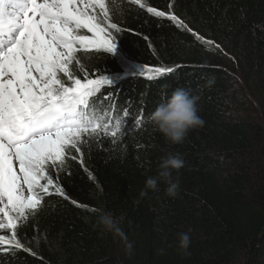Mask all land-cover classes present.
I'll list each match as a JSON object with an SVG mask.
<instances>
[{
    "label": "trees",
    "instance_id": "1",
    "mask_svg": "<svg viewBox=\"0 0 264 264\" xmlns=\"http://www.w3.org/2000/svg\"><path fill=\"white\" fill-rule=\"evenodd\" d=\"M105 3L107 23L120 29L111 30L116 55L78 49L70 71L82 81L117 78L94 99L108 131L117 119L121 130L85 136L80 151L52 170L51 194L18 222L27 250L0 246V264H264V0ZM144 65L173 72L153 80L131 75ZM177 88L200 97L204 120L181 144L149 120ZM175 154L185 162L173 172L177 195L160 182L142 196L161 158ZM101 212L123 217L121 233L98 225ZM182 232L190 255L177 247Z\"/></svg>",
    "mask_w": 264,
    "mask_h": 264
},
{
    "label": "snow or ice",
    "instance_id": "2",
    "mask_svg": "<svg viewBox=\"0 0 264 264\" xmlns=\"http://www.w3.org/2000/svg\"><path fill=\"white\" fill-rule=\"evenodd\" d=\"M147 11L183 25L174 14ZM108 19L105 0H0V229L11 230L0 235V246L8 250L24 249L18 222L51 194L52 170L80 151L85 136L100 130L117 137L121 130L117 119L108 131L94 99L117 78L82 81L70 71L78 49L116 55L111 30L120 29ZM171 72L144 65L131 75L153 80ZM55 192L65 196L60 187Z\"/></svg>",
    "mask_w": 264,
    "mask_h": 264
},
{
    "label": "clouds",
    "instance_id": "3",
    "mask_svg": "<svg viewBox=\"0 0 264 264\" xmlns=\"http://www.w3.org/2000/svg\"><path fill=\"white\" fill-rule=\"evenodd\" d=\"M213 81L209 80V84ZM200 97L193 95L184 88L175 89L167 100L159 104L151 113L149 120L151 125L161 133L169 142L181 144L185 141L188 133L196 128L203 127L204 120L198 114V102ZM184 160L180 154L162 157L158 166L156 176H149L145 181V188L141 195H147L149 190L156 191L158 184H167L166 193L170 197L177 195L179 179L173 178V172H178L184 167ZM111 212H101L98 217V225L106 232L121 233L119 221ZM191 239L188 233L178 234L177 247L184 255H190L188 248ZM131 247V245H129Z\"/></svg>",
    "mask_w": 264,
    "mask_h": 264
},
{
    "label": "rangeland",
    "instance_id": "4",
    "mask_svg": "<svg viewBox=\"0 0 264 264\" xmlns=\"http://www.w3.org/2000/svg\"><path fill=\"white\" fill-rule=\"evenodd\" d=\"M91 11V10H90Z\"/></svg>",
    "mask_w": 264,
    "mask_h": 264
}]
</instances>
